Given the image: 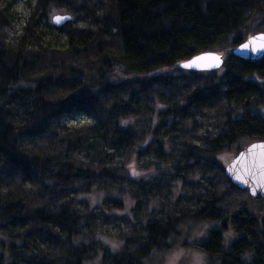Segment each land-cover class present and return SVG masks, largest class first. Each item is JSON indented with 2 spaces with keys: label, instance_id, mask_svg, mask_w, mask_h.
I'll return each mask as SVG.
<instances>
[{
  "label": "trees",
  "instance_id": "obj_1",
  "mask_svg": "<svg viewBox=\"0 0 264 264\" xmlns=\"http://www.w3.org/2000/svg\"><path fill=\"white\" fill-rule=\"evenodd\" d=\"M5 2L0 264H145L186 223L208 225L200 247L219 264H264V206L248 210L263 199L221 159L264 142V56L232 53L264 33V0H11L28 12L19 32ZM54 10L71 20L49 25ZM206 52L220 69L178 67Z\"/></svg>",
  "mask_w": 264,
  "mask_h": 264
},
{
  "label": "rangeland",
  "instance_id": "obj_2",
  "mask_svg": "<svg viewBox=\"0 0 264 264\" xmlns=\"http://www.w3.org/2000/svg\"><path fill=\"white\" fill-rule=\"evenodd\" d=\"M5 3H9L10 6V14L12 16V26L15 32H19L21 30L22 25L25 22V18L27 17V9L25 5L22 3L19 4H11V0H5ZM54 15H65L62 11H53L48 14V24L52 25V17ZM44 37L47 40L48 44L52 46H64L65 40L64 38L54 32L53 30L47 28L44 32ZM220 54V53H219ZM253 141H244L242 142L241 148L252 144ZM236 154L228 153L222 156V164L226 166ZM128 170L132 176H139L140 171L137 169L134 161L128 163ZM125 201V211H128V206H132V202L129 201V198L123 197ZM261 206H264V200L259 201L255 199H251L249 201V211L251 214H257L260 211ZM208 228L207 224H191L186 223L178 229V233L176 236L171 238L168 241V247L163 249L160 252L153 253L147 260H145V264H219V260L216 257H209L200 247V243L206 239ZM238 235L236 232L234 233L231 228H228L225 232L223 231V241H224V251L226 252L228 245L232 243V241H236ZM99 239L109 246L112 251L117 250L120 247V243L115 241L114 239L106 236H100ZM117 248V249H115ZM100 262V256L94 261L87 264H97Z\"/></svg>",
  "mask_w": 264,
  "mask_h": 264
},
{
  "label": "water",
  "instance_id": "obj_3",
  "mask_svg": "<svg viewBox=\"0 0 264 264\" xmlns=\"http://www.w3.org/2000/svg\"><path fill=\"white\" fill-rule=\"evenodd\" d=\"M57 17L61 20L56 22ZM71 20L70 15H54L52 17V25L61 27ZM264 37V33H259L247 37V39L233 50V54L248 62H257L264 56V48L256 47L253 50V45L250 41ZM249 47L245 48L244 45ZM204 57L206 59H199ZM218 57L216 61L211 59ZM224 56L215 52H206L192 57L191 59L181 62L179 68L193 72H211L220 69L224 62ZM193 61H196L194 64ZM185 65H191L186 67ZM226 177L232 184L240 190L249 194L250 197L264 200V142H253L238 152V154L224 166Z\"/></svg>",
  "mask_w": 264,
  "mask_h": 264
},
{
  "label": "snow or ice",
  "instance_id": "obj_4",
  "mask_svg": "<svg viewBox=\"0 0 264 264\" xmlns=\"http://www.w3.org/2000/svg\"><path fill=\"white\" fill-rule=\"evenodd\" d=\"M60 20H61V18H60V17H57L56 22L59 23ZM250 44L253 45V50H255L256 47L264 48V37H259V38H257V39H254V40L250 41ZM244 47L247 48V47H249V45L246 44V45H244ZM199 59H206V58L201 57V58H199ZM211 59H214V60H216V61L219 60L218 57H212ZM193 63L195 64L196 61H193ZM185 66H186V67H189V66H191V65H185Z\"/></svg>",
  "mask_w": 264,
  "mask_h": 264
}]
</instances>
